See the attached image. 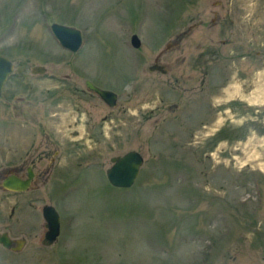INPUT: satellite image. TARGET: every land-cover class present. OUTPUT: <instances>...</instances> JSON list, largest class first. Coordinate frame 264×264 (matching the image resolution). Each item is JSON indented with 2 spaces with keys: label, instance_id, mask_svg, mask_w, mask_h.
<instances>
[{
  "label": "rangeland",
  "instance_id": "1",
  "mask_svg": "<svg viewBox=\"0 0 264 264\" xmlns=\"http://www.w3.org/2000/svg\"><path fill=\"white\" fill-rule=\"evenodd\" d=\"M52 23L78 28L80 49ZM0 54L14 66L0 179L32 160L40 174L23 192L0 182V232L25 239L0 244V264H264V0H0ZM130 150L136 182L113 187L110 159ZM44 204L60 216L51 245Z\"/></svg>",
  "mask_w": 264,
  "mask_h": 264
},
{
  "label": "water",
  "instance_id": "2",
  "mask_svg": "<svg viewBox=\"0 0 264 264\" xmlns=\"http://www.w3.org/2000/svg\"><path fill=\"white\" fill-rule=\"evenodd\" d=\"M51 31L64 48L73 52L80 48L82 35L78 28L59 23H52ZM131 43L136 48L140 46V42L136 34L131 36ZM13 68L14 66L12 61L8 57L0 54V93L6 79L9 74L12 73ZM154 69L163 71L161 66L150 67V70ZM32 72L44 73L45 68L43 66H34L32 68ZM86 86L89 90L97 93L108 105L114 106L116 104L117 97L114 92L101 89L89 80L86 81ZM110 160L112 164L106 169V176L109 183L120 188L130 187L135 182V179L139 174L140 167L143 164V156L135 150H130L123 155L113 156ZM30 177L31 173H29L28 179H21L14 175H10L2 181V188L11 191H24L29 187ZM42 216L46 222L45 226L47 228L42 243L45 245H51L59 235V214L52 205L45 204L42 207ZM12 242L13 241L7 232L0 233V243L6 248L17 251L20 250L24 244V240H14L16 246L12 247Z\"/></svg>",
  "mask_w": 264,
  "mask_h": 264
},
{
  "label": "flooded vegetation",
  "instance_id": "3",
  "mask_svg": "<svg viewBox=\"0 0 264 264\" xmlns=\"http://www.w3.org/2000/svg\"><path fill=\"white\" fill-rule=\"evenodd\" d=\"M225 29V28H224ZM188 33V32H187ZM177 39H180V37L179 36H177ZM152 66H154V67H159V66H161V69L163 70V72L162 71H159L158 69L156 70V71H154V72H158V73H160V74H166L167 72H168V69H167V67L165 66V64H161L160 62H159V59H157V58H154V60H153V64H151V65H149L148 66V69H149V71L150 72H152V70H150V67H152ZM86 81L87 80H85V87H86ZM87 88V87H86ZM88 89V88H87ZM89 90V89H88ZM175 91H176V89H174ZM77 91H82V90H76V92ZM90 91V90H89ZM89 93H91V94H95L96 96H98V94H96V93H94L93 91H90ZM99 97V96H98ZM99 99H100V97H99ZM103 101V100H102ZM104 102V101H103ZM105 103V102H104ZM106 104V103H105ZM25 144H27V139H26V137L25 136H21V145L20 146H18V144H17V147H21V150L24 148V145ZM31 151H33L34 152V149H32V150H30V149H28V153L27 154H29L30 155V153H31ZM57 151H55V153H56ZM28 155V156H29ZM27 161V160H26ZM57 162V160H56V157H52L51 159H50V161H49V164L51 165V167H50V169L51 168H53L54 166H55V163ZM29 173H31V177H30V182H29V187H28V189H31V188H34L35 186L37 187L38 186V182H39V173H37L36 172V170H35V166H34V161L32 160V161H30V162H28V163H22V164H16V165H14L13 166V168L12 169H10V170H5V175H3L2 176V178L0 179V182H1V185H2V181L6 178V177H8V176H10V175H14V176H16V177H19V178H21V179H28V177H29ZM42 182V181H41ZM12 192H20V191H12ZM23 192V191H22ZM16 245V243L15 242H12V244H11V246H15Z\"/></svg>",
  "mask_w": 264,
  "mask_h": 264
}]
</instances>
